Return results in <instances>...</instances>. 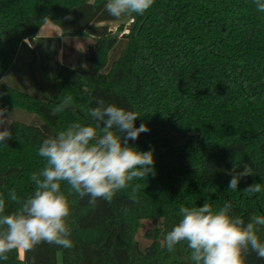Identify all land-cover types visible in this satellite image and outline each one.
Listing matches in <instances>:
<instances>
[{"label":"trees","instance_id":"16d2710c","mask_svg":"<svg viewBox=\"0 0 264 264\" xmlns=\"http://www.w3.org/2000/svg\"><path fill=\"white\" fill-rule=\"evenodd\" d=\"M106 2L0 0V107L32 118L14 120L13 138L0 146V196L6 214L16 210L9 193L15 190L21 199L33 193L30 175L43 167L42 141L72 122L87 123L98 99L139 113L136 127L145 123L150 131L129 143L154 149L155 174L135 181L141 185L135 202L131 189L118 192L111 204L98 200L94 209L88 197L72 194V248L41 243L23 257L12 251L0 264H31L33 257L35 264H59V253L62 264H194L185 243L172 252L165 245L182 205L209 202L218 209L230 200L231 214L245 222L264 215V191L243 192L253 183L264 185V12L254 0H155L144 15L117 19L105 10ZM46 22L71 43L90 40L80 70L85 85L41 77L37 54L25 40ZM112 22H120L117 31ZM22 48L33 53L35 94L5 82ZM66 95L73 106L51 115ZM245 165L253 175L229 190L234 166L243 171ZM62 190L67 194L68 186ZM144 220L154 227L145 232L151 242L141 249L136 234ZM258 235L264 241V227ZM247 264L264 259L252 253Z\"/></svg>","mask_w":264,"mask_h":264},{"label":"clouds","instance_id":"9594fccd","mask_svg":"<svg viewBox=\"0 0 264 264\" xmlns=\"http://www.w3.org/2000/svg\"><path fill=\"white\" fill-rule=\"evenodd\" d=\"M154 2L107 0L105 10L120 19L144 15ZM254 3L258 11L264 12V0ZM3 94L0 92V96ZM72 106L73 98L66 95L51 115ZM12 113L0 107V146H7V141L13 138ZM87 115V123L72 122L42 141L38 155L44 160L43 167L30 175L33 193L25 199L18 197L15 190L9 193L10 201L19 205L16 210L6 214V201L0 196V261H7L14 250L33 252L41 243L72 248L69 196L88 197V205L94 209L98 200L111 204L118 192L131 189L129 198L135 202L141 188L135 181L155 174L154 149L141 151L129 143L150 131L145 123L136 127L135 121L141 117L138 112L98 99ZM249 175H253L250 166L245 165L243 171L234 166L229 190H237L241 178ZM62 185L68 186L67 194ZM262 191L264 185L260 183L243 189L249 195ZM232 207L230 200L218 209L209 202L202 206L182 205L179 222L165 235L167 251L185 243L194 264H247L252 253L264 259V241L258 235L264 227V215L254 214L245 222L241 216L231 214ZM31 264H35V257Z\"/></svg>","mask_w":264,"mask_h":264},{"label":"rangeland","instance_id":"374dc122","mask_svg":"<svg viewBox=\"0 0 264 264\" xmlns=\"http://www.w3.org/2000/svg\"><path fill=\"white\" fill-rule=\"evenodd\" d=\"M131 22V20L126 21V25L128 26V24ZM120 24V22H112L110 24V26L112 27V30H116L119 27L118 25ZM59 29L58 27L54 26L51 22H48L46 24V26L44 27V32L46 31H52L53 29ZM54 31V30H53ZM68 40V44H69V48L67 50V53L70 52V48L72 49L73 47L76 48V50L80 49L81 51V57L84 53L85 50V45L87 42H89L90 40H75L74 42L71 43V41L69 39ZM66 40V43H67ZM27 44H29L27 42ZM33 49L35 48L33 45H30ZM79 58L77 62L74 63V68L77 70L75 71L76 73L78 71H80V69H82L84 67V62L82 60V58ZM33 53L31 50L26 49V48H22L16 61L14 62V64L12 65V67L9 69V71L6 74V79L5 82L12 84L13 86L24 90L26 92L29 93H36L38 91L36 82H35V78H34V74L32 71V67H33ZM75 84L77 85H82L84 84V81L82 80L81 77H76V82ZM12 120H17V121H23V122H32V118L27 115L24 114L22 112H18L15 111L12 113ZM144 224L145 227L140 229L139 232L136 234V238L137 240L140 241L141 244V249H145L151 242V240H148L144 237L145 232L154 227V224L151 222V220H144ZM58 259L60 260V264H62V259H61V253H59L58 255Z\"/></svg>","mask_w":264,"mask_h":264},{"label":"crops","instance_id":"0c3cea01","mask_svg":"<svg viewBox=\"0 0 264 264\" xmlns=\"http://www.w3.org/2000/svg\"><path fill=\"white\" fill-rule=\"evenodd\" d=\"M46 24L42 27L39 34L34 37V50L37 54L40 75L45 81L67 79L75 83L76 77H80V71L76 73L75 71L77 70L73 65L81 57V51L80 49L75 50V52L66 57V38L62 35V30L55 28L53 29L54 31L44 32ZM25 42H28L27 39ZM81 58L83 60V56ZM82 85H85V82ZM19 253L23 257V252Z\"/></svg>","mask_w":264,"mask_h":264},{"label":"water","instance_id":"95a60500","mask_svg":"<svg viewBox=\"0 0 264 264\" xmlns=\"http://www.w3.org/2000/svg\"><path fill=\"white\" fill-rule=\"evenodd\" d=\"M116 35H119V33L117 32ZM29 45H33L34 46V37H30L27 39Z\"/></svg>","mask_w":264,"mask_h":264},{"label":"built area","instance_id":"2783aa9c","mask_svg":"<svg viewBox=\"0 0 264 264\" xmlns=\"http://www.w3.org/2000/svg\"><path fill=\"white\" fill-rule=\"evenodd\" d=\"M115 31V30H114Z\"/></svg>","mask_w":264,"mask_h":264}]
</instances>
